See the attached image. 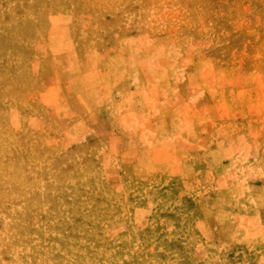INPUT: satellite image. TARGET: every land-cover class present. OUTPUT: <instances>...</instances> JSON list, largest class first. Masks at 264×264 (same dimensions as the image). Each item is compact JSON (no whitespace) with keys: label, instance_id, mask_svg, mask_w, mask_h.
Returning a JSON list of instances; mask_svg holds the SVG:
<instances>
[{"label":"rangeland","instance_id":"374dc122","mask_svg":"<svg viewBox=\"0 0 264 264\" xmlns=\"http://www.w3.org/2000/svg\"><path fill=\"white\" fill-rule=\"evenodd\" d=\"M0 264H264V0H0Z\"/></svg>","mask_w":264,"mask_h":264}]
</instances>
